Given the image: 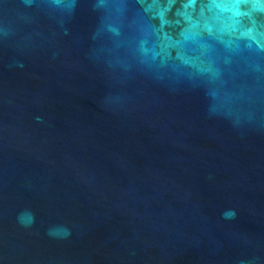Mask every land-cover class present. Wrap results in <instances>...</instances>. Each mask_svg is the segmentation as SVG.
<instances>
[{"label":"water","instance_id":"obj_1","mask_svg":"<svg viewBox=\"0 0 264 264\" xmlns=\"http://www.w3.org/2000/svg\"><path fill=\"white\" fill-rule=\"evenodd\" d=\"M0 264H264V0H0Z\"/></svg>","mask_w":264,"mask_h":264},{"label":"clouds","instance_id":"obj_2","mask_svg":"<svg viewBox=\"0 0 264 264\" xmlns=\"http://www.w3.org/2000/svg\"><path fill=\"white\" fill-rule=\"evenodd\" d=\"M224 215L226 218H232L234 217L235 213L230 212V213H225ZM18 221L24 226H30L31 223H34L35 216L30 211H24L18 215ZM59 230L60 229H56V228L49 229V235H55L56 232ZM62 231L66 236L71 234L69 229L64 228L62 229Z\"/></svg>","mask_w":264,"mask_h":264}]
</instances>
